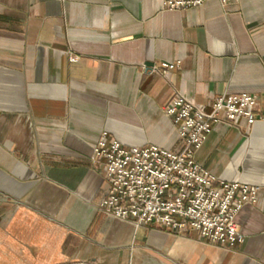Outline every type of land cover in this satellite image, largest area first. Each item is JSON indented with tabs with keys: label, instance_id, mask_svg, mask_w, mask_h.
<instances>
[{
	"label": "crops",
	"instance_id": "crops-1",
	"mask_svg": "<svg viewBox=\"0 0 264 264\" xmlns=\"http://www.w3.org/2000/svg\"><path fill=\"white\" fill-rule=\"evenodd\" d=\"M240 91L264 111V0H0V264H264L263 120L215 123L194 152L257 186L233 245L104 213L90 158L103 131L178 150L174 94L208 109Z\"/></svg>",
	"mask_w": 264,
	"mask_h": 264
},
{
	"label": "built area",
	"instance_id": "built-area-1",
	"mask_svg": "<svg viewBox=\"0 0 264 264\" xmlns=\"http://www.w3.org/2000/svg\"><path fill=\"white\" fill-rule=\"evenodd\" d=\"M205 0H162L167 9L201 5ZM225 2L226 0H220ZM71 56L70 60H75ZM179 61L161 62L151 70L167 73ZM257 99L246 91L213 97L207 109L176 93L163 105L176 127L180 147L154 143L128 145L103 131L92 147L91 160L100 162L108 187L99 202L106 214L130 218L136 224H161L169 231H196L207 242L233 245L242 240L235 215L256 200L254 184L217 177L194 158L213 125L244 119L264 121Z\"/></svg>",
	"mask_w": 264,
	"mask_h": 264
}]
</instances>
